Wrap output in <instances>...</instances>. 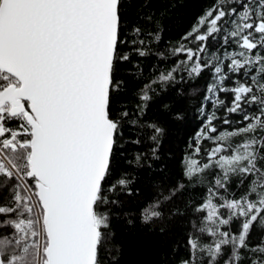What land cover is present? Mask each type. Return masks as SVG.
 Here are the masks:
<instances>
[{
	"label": "snow or ice",
	"instance_id": "1",
	"mask_svg": "<svg viewBox=\"0 0 264 264\" xmlns=\"http://www.w3.org/2000/svg\"><path fill=\"white\" fill-rule=\"evenodd\" d=\"M121 8L122 0H0V264H100L109 227L100 207L109 202L106 190L128 186L118 178L107 188L124 124L136 123L125 120L127 111L112 112L118 65L130 60ZM182 40L188 44L169 53L175 63L151 83L208 71L202 99L243 126L218 132L216 113L206 117L199 136L215 146L207 162L188 159L184 175L203 182L208 169L220 173L195 208L203 216L181 264H264V235L250 242L264 230V135H257L264 133V0H215ZM141 99L152 97L144 90ZM149 127L157 140L163 129ZM239 135L243 141L231 144ZM233 176L248 187L230 198ZM174 195L147 205L144 222L160 220Z\"/></svg>",
	"mask_w": 264,
	"mask_h": 264
},
{
	"label": "trees",
	"instance_id": "2",
	"mask_svg": "<svg viewBox=\"0 0 264 264\" xmlns=\"http://www.w3.org/2000/svg\"><path fill=\"white\" fill-rule=\"evenodd\" d=\"M214 3L215 0H122L125 40L122 50L129 54L130 60L118 65L116 76L122 83L114 93L112 112L119 117L127 111L129 117L125 120L136 123L124 124L127 131L115 154L112 179L107 188H111L118 178L128 180V186L106 190L109 202L100 207L109 223L103 230L106 238L98 255L100 264H181L189 256L185 241L193 231L192 224L199 223L203 216L195 208L204 200L206 188L210 182L214 183L220 170L208 169L203 182L190 181L184 175L187 161L207 162V153L215 146L211 140H202L199 136L202 130L206 131V117L211 112L216 113L217 119L213 123L218 132L243 125L236 123L239 116L227 114L224 107L213 108L202 99L210 79L208 71L199 78H188L182 73L185 79L174 83L151 82L172 67L177 58L169 53L181 43L188 44L182 38L192 31L198 19ZM141 39L145 41L144 45L139 44ZM136 48H143L148 54L140 56L134 51ZM147 85L151 87L146 89ZM144 90L152 99H141ZM222 98L229 99L226 95ZM176 114L182 119H176ZM225 118L233 123L223 124ZM153 124L163 129L157 140L151 139L154 130L149 125ZM257 135L264 133L258 131ZM244 138L243 135L233 137L230 143L235 145ZM137 139L139 144L131 143ZM198 140H201L199 156L195 153ZM239 181L240 177H232L226 193L230 198L239 197L247 189V180L243 184ZM172 189H175V195L166 204L163 217L145 223L142 210ZM5 191L0 189V196ZM260 235H264V230L250 237V242H258Z\"/></svg>",
	"mask_w": 264,
	"mask_h": 264
}]
</instances>
